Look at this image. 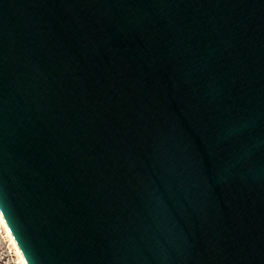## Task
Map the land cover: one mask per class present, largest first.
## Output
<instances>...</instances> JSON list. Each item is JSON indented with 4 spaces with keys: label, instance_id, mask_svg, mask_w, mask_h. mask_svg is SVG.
I'll return each instance as SVG.
<instances>
[{
    "label": "water",
    "instance_id": "obj_1",
    "mask_svg": "<svg viewBox=\"0 0 264 264\" xmlns=\"http://www.w3.org/2000/svg\"><path fill=\"white\" fill-rule=\"evenodd\" d=\"M0 213L26 264H264V0H0Z\"/></svg>",
    "mask_w": 264,
    "mask_h": 264
},
{
    "label": "rangeland",
    "instance_id": "obj_2",
    "mask_svg": "<svg viewBox=\"0 0 264 264\" xmlns=\"http://www.w3.org/2000/svg\"><path fill=\"white\" fill-rule=\"evenodd\" d=\"M0 264H26L0 214Z\"/></svg>",
    "mask_w": 264,
    "mask_h": 264
},
{
    "label": "bare ground",
    "instance_id": "obj_3",
    "mask_svg": "<svg viewBox=\"0 0 264 264\" xmlns=\"http://www.w3.org/2000/svg\"><path fill=\"white\" fill-rule=\"evenodd\" d=\"M1 214V213H0ZM26 263V262H25Z\"/></svg>",
    "mask_w": 264,
    "mask_h": 264
}]
</instances>
